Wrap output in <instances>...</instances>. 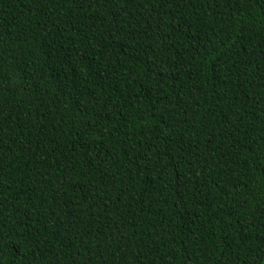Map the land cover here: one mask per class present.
Listing matches in <instances>:
<instances>
[{
	"label": "trees",
	"instance_id": "obj_1",
	"mask_svg": "<svg viewBox=\"0 0 264 264\" xmlns=\"http://www.w3.org/2000/svg\"><path fill=\"white\" fill-rule=\"evenodd\" d=\"M0 264H264V0H0Z\"/></svg>",
	"mask_w": 264,
	"mask_h": 264
}]
</instances>
